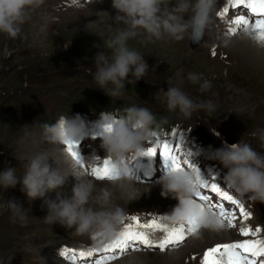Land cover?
<instances>
[{
  "label": "rangeland",
  "instance_id": "374dc122",
  "mask_svg": "<svg viewBox=\"0 0 264 264\" xmlns=\"http://www.w3.org/2000/svg\"><path fill=\"white\" fill-rule=\"evenodd\" d=\"M111 3L112 0L103 3L45 0L23 26L19 38L11 40L0 35V171L14 167L20 180L15 188L3 192L0 202L13 201L27 213L26 222L21 223L13 220L10 208H0V264H70L59 255L63 248L77 252L95 249L93 257H77L75 264H95L96 260L105 264H201L207 249L240 242L241 227L260 228L264 240V204L250 202L252 218L241 225L236 220L239 228L225 225L223 233L200 229L199 236H190L182 246L166 251L149 250L143 245H138L139 251L127 254L105 251V247L97 249L89 238L76 236L59 224L45 223L48 209L44 200L29 201L22 191L23 172L32 156L42 152L49 156L55 153L54 158L58 156L54 146L43 140L42 125L55 123L62 114L70 121L79 116L84 122L86 135L77 142L84 164L94 154L100 158L97 164L103 161L105 152L100 145L106 129L119 118L124 107L131 105L149 108L158 120L167 117L169 122L162 127L178 126L186 137L188 151L194 153L188 159L202 175L214 173L211 175L215 178L224 177L227 169L210 157L225 145L237 144L242 139L256 150L264 151L258 138L252 135L264 129V42L257 37L244 40L242 28L235 34L230 32L237 27L232 23L237 17L253 20L249 18L253 15L250 10L234 8L230 0H217L214 23L194 49L187 37L179 43L164 39L147 45L141 43L143 35L129 40V46L145 57L149 71L134 86L126 85L121 100H112L97 89L86 71L87 68L94 71L95 56L105 50L103 41L124 27L115 22L117 12ZM225 9L228 11L224 12ZM222 12L223 17L219 15ZM190 72L200 74L201 83L205 79L210 81L211 89L202 93L199 84L188 80ZM169 79L195 102L211 100L216 105L215 112L207 116L201 111L191 119L169 113L166 106L153 98L161 88L167 91ZM213 128L219 136L212 133ZM157 138L148 147H155ZM180 149L184 154L187 152L184 145ZM177 155L181 160L180 153ZM51 165L56 167L52 159ZM132 167L138 177L136 200L122 199L119 190L113 189L116 203L127 212L122 231L131 223L130 216H138L142 221L163 217L179 203L171 196L161 195L160 180L169 166L166 168L158 151L155 157L135 159ZM146 167L151 171L143 173ZM86 169L90 172L87 165ZM152 171L154 174L150 176ZM75 182L74 177H69L61 189L48 193L45 199L56 200L58 192L70 196ZM96 183L99 187H111L108 181L96 180ZM150 238L159 241L162 234L157 232Z\"/></svg>",
  "mask_w": 264,
  "mask_h": 264
},
{
  "label": "clouds",
  "instance_id": "9594fccd",
  "mask_svg": "<svg viewBox=\"0 0 264 264\" xmlns=\"http://www.w3.org/2000/svg\"><path fill=\"white\" fill-rule=\"evenodd\" d=\"M45 0H0V35L15 40L20 37L23 26L40 9ZM103 3L104 0H99ZM217 0H112L116 10L114 20L124 25L114 36L103 41L104 51L95 56L93 68L86 71L92 76L97 89L102 90L112 100H121L126 94V85H135L148 74L149 65L145 57L129 46V40L143 35L141 43L147 45L164 39L177 43L189 38L199 42L206 29L214 23ZM99 48V45H94ZM192 84H199L200 91L208 92L212 84L208 80L201 83V75L188 73ZM149 82V81H148ZM169 113L191 119L204 111L211 116L216 105L211 101L195 102L180 87L173 86L169 79L167 91L161 88L153 95ZM168 118L159 120L146 107L126 106L118 119L107 127L100 148L105 152L103 160L108 161L111 187H99L87 169H82L66 151L68 144L77 143L86 135L84 122L79 116L70 121L62 114L55 123L42 125L43 140L54 146L57 157L42 152L32 156L23 172V189L29 199H43L48 209L44 222L59 224L79 237L89 238L94 247L102 249L119 239L127 218L126 210L116 203L113 189L119 190L122 199L136 200L137 173L132 167L135 159L144 157L157 138L162 125ZM212 133L219 136L214 128ZM264 149V129L252 133ZM95 152V150H94ZM187 158L194 153L187 151ZM54 160L56 167L49 163ZM211 159L218 161L224 169L225 183L242 201L264 204V151H258L244 140L237 144L225 145L211 153ZM100 158L93 155L87 168L95 167ZM69 177L75 178L70 196L57 193L56 200L45 199L48 193L61 189ZM204 181L190 169L168 171L160 180L161 195L178 200V206L165 214V222L170 226L195 224L202 230L219 232L221 228L210 208L201 209L196 193ZM20 182L17 169L11 166L0 171V200L3 192L15 188ZM142 195V194H141ZM140 195V196H141ZM12 210L13 220L26 222L27 213L13 201L0 202V208ZM199 236V234L197 235Z\"/></svg>",
  "mask_w": 264,
  "mask_h": 264
},
{
  "label": "snow or ice",
  "instance_id": "6c2138e0",
  "mask_svg": "<svg viewBox=\"0 0 264 264\" xmlns=\"http://www.w3.org/2000/svg\"><path fill=\"white\" fill-rule=\"evenodd\" d=\"M234 8L243 7L251 11L253 16L258 17L250 21L245 16H239L232 21L238 28L249 29L251 34L255 35L258 40L264 42V0H230ZM225 9L224 12H227ZM223 17L224 13L219 14ZM237 28L230 29L232 34H235ZM215 55V51L212 52ZM79 144L66 145V151L72 156L76 163L82 168L86 169V164L82 163V158L78 151ZM157 151L164 159L166 166H169V171H177L181 169H190L194 171L197 176L201 175L200 170L194 167L190 160L185 155L183 163H181L177 153L181 152L179 146L173 147L167 140L159 138L156 141L155 147H149L144 153V156L155 157ZM90 174L95 177L97 181H109L111 179L108 161L103 160L95 167L90 168ZM228 188H230L227 185ZM201 190H207L214 193L215 197L222 201H227L231 206L239 208L240 215L248 220L249 214L239 201L230 195L227 191L221 189L218 183L208 182L204 180L199 191L196 193V200L200 203L201 209L210 208L214 216L217 217L221 228L225 225L229 228H236V215L230 210H226L223 203H211L209 195L202 194ZM215 209V210H213ZM131 223L125 225L120 237L111 246H106L105 251H120L127 254L129 251H139L138 245H143L146 249H158L166 251L169 248H178L182 246L186 239L190 236L194 237L199 234L200 228L195 224H187L181 226H169L164 223L165 217H150L141 220L138 216H130ZM161 233L162 238L159 241H154L150 237L155 233ZM240 235L245 238L258 237L261 232L260 228L252 229L250 227H241L239 229ZM95 249L88 251L77 252L74 249L63 248L59 255L63 257L70 264H75L77 257L87 259L93 257ZM264 240L262 239H244L241 242L218 244L212 248L207 249L201 261V264H264ZM112 259V258H109ZM95 264H105L103 260H96Z\"/></svg>",
  "mask_w": 264,
  "mask_h": 264
},
{
  "label": "bare ground",
  "instance_id": "6f19581e",
  "mask_svg": "<svg viewBox=\"0 0 264 264\" xmlns=\"http://www.w3.org/2000/svg\"><path fill=\"white\" fill-rule=\"evenodd\" d=\"M249 18L255 20V19H257L258 17H255V16H253V15H250ZM236 28H237V31H238V27H236ZM243 34H244V37H243L244 40H246V39H248V38H250V37H256L255 35L251 34V32H250L249 29H248V30L245 29V30L243 31ZM204 36H205V33H204ZM250 40H251V39H250ZM249 42H250V41H249ZM262 44H263V43H262ZM233 46H235V45H233ZM235 47H236V46H235ZM235 47H234V49H235ZM246 48H248V47H246ZM246 48H245V49H246ZM241 51H242V50H241ZM252 54H254V53H252ZM54 154H55V153H54ZM54 154H53V155H54ZM53 155L50 156V157H54ZM52 161H53V160H52ZM49 163L51 164V158H50V160H49ZM141 177H142V176H141ZM160 189L163 190L161 186H160ZM222 231H225V230L222 229L220 232H222ZM222 233H223V232H222ZM191 247L193 248L194 246L192 245Z\"/></svg>",
  "mask_w": 264,
  "mask_h": 264
},
{
  "label": "water",
  "instance_id": "95a60500",
  "mask_svg": "<svg viewBox=\"0 0 264 264\" xmlns=\"http://www.w3.org/2000/svg\"><path fill=\"white\" fill-rule=\"evenodd\" d=\"M202 41H203V37L200 38L199 42H195V41H192L191 39H189L191 49H194L195 47H197V45L202 43Z\"/></svg>",
  "mask_w": 264,
  "mask_h": 264
},
{
  "label": "trees",
  "instance_id": "16d2710c",
  "mask_svg": "<svg viewBox=\"0 0 264 264\" xmlns=\"http://www.w3.org/2000/svg\"><path fill=\"white\" fill-rule=\"evenodd\" d=\"M96 99H98L99 97L95 96Z\"/></svg>",
  "mask_w": 264,
  "mask_h": 264
}]
</instances>
